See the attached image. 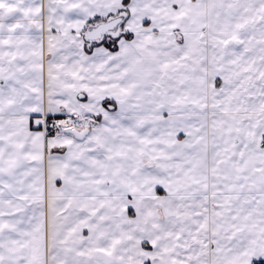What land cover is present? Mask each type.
Masks as SVG:
<instances>
[{"label":"snow or ice","instance_id":"6c2138e0","mask_svg":"<svg viewBox=\"0 0 264 264\" xmlns=\"http://www.w3.org/2000/svg\"><path fill=\"white\" fill-rule=\"evenodd\" d=\"M0 264H264V0H0Z\"/></svg>","mask_w":264,"mask_h":264}]
</instances>
